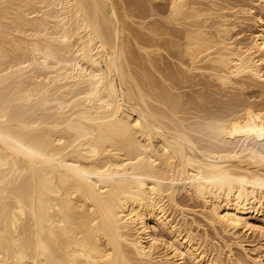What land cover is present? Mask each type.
I'll return each mask as SVG.
<instances>
[{
	"label": "bare ground",
	"instance_id": "6f19581e",
	"mask_svg": "<svg viewBox=\"0 0 264 264\" xmlns=\"http://www.w3.org/2000/svg\"><path fill=\"white\" fill-rule=\"evenodd\" d=\"M0 264H264V0H0Z\"/></svg>",
	"mask_w": 264,
	"mask_h": 264
},
{
	"label": "rangeland",
	"instance_id": "374dc122",
	"mask_svg": "<svg viewBox=\"0 0 264 264\" xmlns=\"http://www.w3.org/2000/svg\"><path fill=\"white\" fill-rule=\"evenodd\" d=\"M210 232H212V231L210 230ZM248 238H249V240L258 239V237H256L254 234H250Z\"/></svg>",
	"mask_w": 264,
	"mask_h": 264
}]
</instances>
